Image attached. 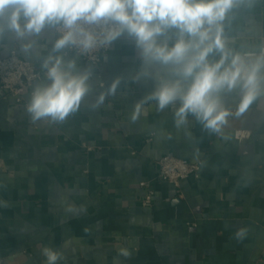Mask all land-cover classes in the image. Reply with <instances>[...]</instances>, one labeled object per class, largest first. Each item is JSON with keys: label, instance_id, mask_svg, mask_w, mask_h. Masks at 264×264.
Here are the masks:
<instances>
[{"label": "crops", "instance_id": "1", "mask_svg": "<svg viewBox=\"0 0 264 264\" xmlns=\"http://www.w3.org/2000/svg\"><path fill=\"white\" fill-rule=\"evenodd\" d=\"M222 23L231 53H264V0H242ZM57 26L22 38L0 32V56L16 47L39 70L49 54L91 70L90 91L63 122L34 121L30 90L18 104L0 88V264H45V246L61 252L58 264H264V92L241 115L240 88L222 94L231 115L220 133L192 115L177 129L178 104L140 103L167 70L153 64L151 77L137 79L145 69L131 37L113 41L96 68L52 52ZM176 38L172 29L161 41ZM166 154L200 162V177L178 187L160 181L157 160ZM141 182L154 191L151 206L142 204ZM240 228L247 235L237 241Z\"/></svg>", "mask_w": 264, "mask_h": 264}, {"label": "clouds", "instance_id": "2", "mask_svg": "<svg viewBox=\"0 0 264 264\" xmlns=\"http://www.w3.org/2000/svg\"><path fill=\"white\" fill-rule=\"evenodd\" d=\"M240 3L242 0H0V17L6 18V25L0 22V32L6 26L22 38L60 25L53 53L66 47L89 52L110 45L126 33L145 69L137 79L151 77L147 68L153 64L167 70L164 76H157L155 90L140 103L155 100L161 111L178 104L174 111L177 129L192 115L209 132L220 133L231 115L222 94L240 88L236 114L241 115L264 92V53L246 60L227 50L223 38L222 22ZM172 29L176 30L175 41L162 42L161 37ZM214 52H219L220 58L210 62ZM42 67L49 83L34 88L27 111L34 121L50 118L63 122L78 111L90 91L91 70H80L75 60L65 62L63 56L52 54ZM117 83L108 91L114 92ZM138 116L139 104L131 119L135 121ZM246 235L247 229L240 228L234 239L242 241ZM41 255L45 264H58L63 259L61 252L48 246L42 248ZM120 255L128 257L130 252L121 249Z\"/></svg>", "mask_w": 264, "mask_h": 264}, {"label": "built area", "instance_id": "3", "mask_svg": "<svg viewBox=\"0 0 264 264\" xmlns=\"http://www.w3.org/2000/svg\"><path fill=\"white\" fill-rule=\"evenodd\" d=\"M86 27L96 32L101 30L96 26ZM59 29L60 25L56 27V31L60 35ZM110 47L111 44L97 46L89 52H83L76 47H66L64 54L66 56L70 54L77 55L88 64L100 68ZM45 72L46 70H39L34 64L22 58L16 47L12 48L7 55L0 56V88L7 96H12L18 104H26L23 97L24 90H30L32 95L34 84L46 77ZM157 166V178L177 187L183 180L189 178L198 179L201 174L200 162H191L170 154L161 156L157 160ZM140 186L148 189L142 204L151 206L154 199V191L148 182H141Z\"/></svg>", "mask_w": 264, "mask_h": 264}]
</instances>
